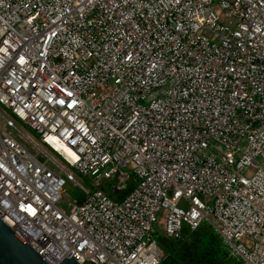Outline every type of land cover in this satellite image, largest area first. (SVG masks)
I'll use <instances>...</instances> for the list:
<instances>
[{"label": "built area", "instance_id": "built-area-1", "mask_svg": "<svg viewBox=\"0 0 264 264\" xmlns=\"http://www.w3.org/2000/svg\"><path fill=\"white\" fill-rule=\"evenodd\" d=\"M0 104V220L50 264H162L159 221L264 264V0H0Z\"/></svg>", "mask_w": 264, "mask_h": 264}, {"label": "trees", "instance_id": "trees-1", "mask_svg": "<svg viewBox=\"0 0 264 264\" xmlns=\"http://www.w3.org/2000/svg\"><path fill=\"white\" fill-rule=\"evenodd\" d=\"M129 188L127 186L114 197L120 198ZM186 233L190 235L189 242L186 239L175 242L170 239L165 243L166 238L160 240L159 245L164 253L162 264H236L233 258L239 261L227 253L219 236L210 227L201 224L193 231L184 230L183 234Z\"/></svg>", "mask_w": 264, "mask_h": 264}, {"label": "rangeland", "instance_id": "rangeland-1", "mask_svg": "<svg viewBox=\"0 0 264 264\" xmlns=\"http://www.w3.org/2000/svg\"><path fill=\"white\" fill-rule=\"evenodd\" d=\"M0 113H2L5 116H10L9 112L7 111V109L4 106H2L1 104H0ZM14 124L20 131H22L23 133L27 134L28 136H30L31 138H33L34 140H36L38 142V139H37V136L35 135V133L31 129H29L26 125H24L23 123L17 121L16 119H14ZM40 145L45 149V151L49 155H51L54 159L59 161L74 176V178L83 187H85L86 189H89V190L94 188L93 177L81 175L80 173H78L77 170H75L74 168H72L69 165L65 164L63 162V160L59 156L56 155V153H54L51 150H49L48 148H46L43 144H40ZM124 170L127 171L130 174L131 178H132V173H131L130 169L125 168ZM113 181H114V179H107V180L106 179H100L99 180V184L100 185H104L105 191L111 193L113 196H116L117 193H112V184L114 183ZM127 184L130 186L131 185V181H127ZM60 192L61 193H63V192L66 193V196H64L62 198V200H61V206L63 208H65V209L68 208V202H72L75 199L76 200H81L86 195L85 192L80 187H78L72 181H69V180H65V183L61 187ZM161 224H162V221H159V223L154 225L155 226V230H156L155 239L158 242V244H160V240L165 238L164 233L161 230ZM202 225H205V226L209 227V225L206 222H203ZM188 233H186L185 235L182 233V235L179 238L171 239V240H173V242H175V241H182L183 239H186L189 242V241H191V238H190V235ZM219 238H220L221 242L224 245V241L222 240V238L220 236H219ZM165 241L168 242V241H170V239L166 238V240H164V243H165ZM172 245H173V243H172ZM224 246L226 248L225 250L228 253L229 249L226 247V245H224ZM232 260H234L236 262V264H241L239 261H237L234 258Z\"/></svg>", "mask_w": 264, "mask_h": 264}, {"label": "water", "instance_id": "water-1", "mask_svg": "<svg viewBox=\"0 0 264 264\" xmlns=\"http://www.w3.org/2000/svg\"><path fill=\"white\" fill-rule=\"evenodd\" d=\"M0 264H50L22 237L0 220ZM58 264H78L63 258Z\"/></svg>", "mask_w": 264, "mask_h": 264}, {"label": "bare ground", "instance_id": "bare-ground-1", "mask_svg": "<svg viewBox=\"0 0 264 264\" xmlns=\"http://www.w3.org/2000/svg\"><path fill=\"white\" fill-rule=\"evenodd\" d=\"M57 149H59L62 152V154H64L67 157H73L74 156L71 149L65 145H61V144H60V146L57 145Z\"/></svg>", "mask_w": 264, "mask_h": 264}]
</instances>
